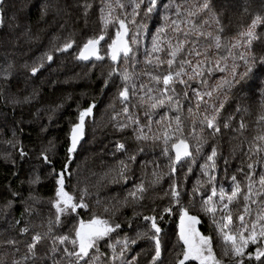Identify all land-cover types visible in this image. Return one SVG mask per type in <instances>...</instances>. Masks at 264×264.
Instances as JSON below:
<instances>
[{
  "label": "trees",
  "instance_id": "1",
  "mask_svg": "<svg viewBox=\"0 0 264 264\" xmlns=\"http://www.w3.org/2000/svg\"><path fill=\"white\" fill-rule=\"evenodd\" d=\"M121 2L127 4V0ZM163 2L168 3L169 0ZM175 2L179 3L180 0ZM85 3L92 5L86 17ZM112 3L115 4V0ZM211 3L219 26L223 28L221 37L225 42L246 31L255 16L264 17V0H211ZM100 7L101 0H3V11H0V264H11L13 259L20 261V264H52L53 257L61 264H70L75 258L63 253L65 245L57 242L58 251L54 254L50 252L53 239L60 235L74 238V229L79 226V221H88L93 215L121 226L98 242L100 264H120L121 259L132 260L133 257H136L134 264H150L154 241L149 237L154 230L151 229V221L144 219L146 216H155L161 228L162 264H176L177 259L182 258L183 245L178 238L179 205L173 204L169 191L173 182L181 193L180 203L191 215L200 219L201 223L197 225L199 231L211 235L217 258L224 260V264H235L233 258L224 257L225 245L217 234L211 216L201 209L202 198L211 195L214 184L217 196L213 200H218L221 186L226 191L231 190L233 175L244 190L243 186L247 183L245 173L249 172L247 164L250 162H253V175L257 180L264 171V153L252 155L251 159L245 155L253 137L264 130V125L257 124L258 116L264 115V66L257 63L254 74L228 93L225 106L218 116L220 132L215 135L206 126L201 132L199 123L193 132L192 120L187 112L189 104L182 95L183 88L175 85L183 105V132L175 135L188 141L195 159L185 158L183 163L178 162L176 172L172 174L169 156L175 155L171 149L175 136L169 143V154L165 155L163 133L170 118L176 115L175 111L167 107L155 110L152 114V132L144 128L149 136L160 135V140H137V133L134 132L136 125L132 119L138 118L141 127L146 125L147 108L138 103L139 93L137 96L130 93L129 112L125 115L118 97L123 81L119 75L108 76L114 64L106 56L107 43L111 42L109 37H115L118 25L110 24L104 32L107 43L101 46L100 55L105 59L82 63L76 58L80 47L88 39L98 37L104 31ZM127 10L130 11V8ZM119 12L117 9L116 14ZM141 23L146 28L138 29ZM162 23L159 13L149 17L141 13L135 24H127L129 43L138 31L140 43L138 46L132 45L134 60H129L125 65L121 59L116 66L119 69L127 66L132 72L135 64L137 88L141 83H150L145 72L167 73L166 64L157 70L146 63L149 57L145 49H151L152 34ZM210 23L211 30L215 31L217 25L212 21ZM256 32L259 39L253 41L252 52L258 61L259 57L264 56V24L258 25ZM68 40L75 41L72 49L67 52L54 51ZM46 54L53 55L51 65ZM159 55L163 58L166 53ZM238 63L241 64L238 70L243 71L242 61ZM32 67L38 68L35 75L31 72ZM220 75L214 73L209 83H215ZM193 86L196 85L193 83ZM159 87H163L162 82ZM191 97L189 92V99ZM90 105L94 107L91 115L85 117L83 136L69 156L67 149L71 142V128L79 122V112ZM165 112L167 117L161 124H156L155 121L161 120ZM113 116H116L115 120ZM241 120L245 123L243 132L233 131L239 128ZM225 122L230 125L227 129L223 126ZM119 123L127 127L120 130ZM175 127L172 121V128L168 130L170 134ZM197 134L206 140L199 155L195 153L197 141L194 137ZM117 143H123L125 148L118 150ZM213 145L218 154L215 171L211 173L216 179L210 184L203 175L201 165L206 164V157ZM43 155H47L48 162ZM131 155L136 157L134 162L128 159ZM257 160L259 162H255ZM121 161L128 165L125 178L118 175ZM189 166L192 169L190 173ZM240 168L243 171H238ZM60 173H63L64 191L73 196L76 203H80L83 196L87 208H77L76 212L65 210L59 214L57 221L55 203L58 198L55 193L59 187L56 180L60 178ZM198 179L200 185H196ZM141 182L147 191L142 199H133L129 192L134 191V186ZM194 186L198 188V193L193 192ZM9 201L12 202L11 206H7ZM243 204V198L238 197L229 205L233 227L239 223L237 216L243 213ZM26 207L28 212H25ZM165 207H172V213H163ZM250 207L251 215H245V222L256 217L257 206ZM162 214L163 219H160ZM220 216L221 213L217 212L216 218ZM17 221L20 223L17 224ZM23 227H27L28 231L21 234ZM36 233L42 237L35 248L36 257H30L26 262V246ZM125 237L129 240L128 250L121 258L119 251ZM10 238L17 241L15 248L4 243ZM133 239H136L135 244L131 243ZM110 243L116 248L115 261L111 259ZM259 246L264 248V240L259 241ZM67 247L71 250L72 245L68 244ZM255 247L249 244L245 252L254 253ZM90 255H95V249H90ZM243 259L245 264H249L247 255ZM250 264L259 262L253 258Z\"/></svg>",
  "mask_w": 264,
  "mask_h": 264
},
{
  "label": "snow or ice",
  "instance_id": "2",
  "mask_svg": "<svg viewBox=\"0 0 264 264\" xmlns=\"http://www.w3.org/2000/svg\"><path fill=\"white\" fill-rule=\"evenodd\" d=\"M2 4L3 0H0V11H3ZM83 7L86 17L88 9L92 5L85 3ZM129 8L130 11L127 10ZM117 9L120 10L119 14H116ZM141 13L144 17H149L154 13H159L161 16L163 23L152 34L151 49H145L146 55L149 57L146 63L152 65L157 70L166 64L167 73L153 74L145 72L144 75L149 77L150 83H141L139 88H137L135 80L138 77L135 73V64H133L132 72H129L127 66L119 69L116 65L121 59L125 65L128 64L129 60H134L135 52L132 45H139L140 33L139 31L135 33L130 43L125 37L129 32L127 24H135L137 17ZM100 19L104 25V31L98 37L88 39L80 47L76 58L79 60H89L90 57H95L96 60L105 59V56L100 55L97 46L105 39L104 32L108 25H118L115 37H109L111 42L107 43L105 41L107 43L106 56L114 64L108 76L119 75L123 81V87L118 92V97L123 105L122 112L125 115L129 112L128 102L130 93L132 96H137V93H139L137 97L138 103L147 108L145 116L148 119V123L143 127L140 126L138 118L132 119L129 117V119H132V123L136 125L134 132L137 133V140H160V135L154 134L149 136L144 132V128H147L148 132H152V114L155 110L167 107L175 111L176 115L170 118V122L166 125L163 133V151L165 155L169 154V143L173 140V136H175V142H171V149L175 155L174 157L169 156L171 161L170 172L175 174L178 162L183 163L185 158L195 159L188 141L179 135H175L176 133L183 132V105L180 99L181 94L177 93L175 85L179 84L183 88L182 95L189 104L187 112L192 120L193 132H195V127L199 123L202 126L201 132H203L204 126H206L207 129L212 130V135L219 133L218 116L225 106L228 93L254 74L257 63L264 66V56L259 57L257 61V57L252 52L253 41L259 39V35L256 32L257 26L264 24V17L260 15L255 16L246 31L238 33L237 37L231 38L228 42L222 40L221 33L223 32V28L219 26V20L213 10L211 0H180L179 3H176L175 0H169L168 3H164L163 0H127V4L121 2V0H115V4L112 3V0H101ZM210 21L215 22L217 25L215 31L211 30ZM0 23H2V17H0ZM144 28H146L145 24L141 23L138 25V29L142 30ZM202 41L205 43H202ZM74 43L75 41L68 40L62 46L56 47L54 51L67 52L73 48ZM162 52L166 53L163 58L159 55ZM46 58L48 61H52L53 55L46 54ZM238 61H242L243 71L238 70L241 67ZM37 71V67L31 68L33 75ZM217 72L221 74L219 79L215 83H209L213 74ZM161 82L163 87H159ZM107 83L108 80L106 79L105 85ZM193 83L196 85L195 87ZM189 92L192 94L191 99H189ZM93 107L94 105H90L88 108L81 110L79 112V122L71 128V142L67 149L69 156H71L83 136L85 117L91 115ZM237 112H239V108H237ZM165 117H167V112L161 117V120L155 121V123L161 124ZM112 119L115 120L116 116H113ZM172 121L175 122L176 127L174 132L170 134L168 130L172 128ZM257 124L264 125V115L258 116ZM223 126L227 129L230 125L228 122H225ZM125 127L127 125L124 123L118 124L120 130ZM244 129L245 123L241 120L239 128L233 129V131L243 132ZM194 138L197 141L195 153L199 155L206 140L199 134ZM116 148L123 150L125 145L117 143ZM259 153H264V130H261L253 137L249 144L248 152L245 155L251 159L252 155ZM217 154V148L213 145L210 154L206 157V164L201 165L203 175L208 178L207 182L210 184L216 179L215 175L211 173L215 171V158ZM43 159L48 162L47 155H43ZM128 159L134 162L136 157L135 155H131ZM255 162H259V160ZM225 163H227V159H225ZM127 167L126 163L120 162L118 175L121 178H125L124 172ZM247 169H249V172L245 173L247 183L243 186L244 190H242L241 184L236 180V176L233 175L231 177V190L226 191L221 186L219 188V198L214 201L213 197L217 196V189L213 184L211 195L202 198L201 209L206 215L211 216L212 223L216 226L217 234L222 238L225 245L224 257L233 258L235 264H245L243 257L247 255L249 264L253 258L259 264H264V259H262L264 258V248L259 246V241L264 240V171L259 174L257 180L253 175V162L247 164ZM191 171V166H189L188 172L190 173ZM238 171H243V168L238 169ZM153 175L155 176L156 173L153 172ZM58 176L60 178L56 180V184L59 187L55 193L58 198L55 203L58 214L56 217L57 221L60 218L59 214L65 210L76 212L77 208H87V205L83 203V196L80 198V203H76L74 202V197L64 191L62 187L63 173L58 174ZM200 184L201 181L198 179L196 185ZM134 187L135 190L130 191L129 196L133 199H142L143 193L147 191L143 182ZM169 191L173 204L179 205L178 238L183 245L182 258L177 259L176 264H185V262L190 261H195L196 264H224V260L217 258L214 252L211 235H204L197 228V225L201 223L200 219L196 215H191L189 210L180 203L181 193L175 182L170 185ZM193 192L198 193L196 186H194ZM238 197H242L244 201L243 213L237 216L239 223L233 227V217L229 205L237 201ZM11 203L9 201L7 206H11ZM250 205H256L258 211L255 219L245 222V215H251ZM28 211L29 209L26 207L25 212ZM217 212L221 213L219 219L216 218ZM163 213L171 214L172 207H165ZM144 219L151 221V229L154 230L153 234L149 237L150 240L154 241V254L151 257L150 264H162L161 240L159 238L161 228L157 225V218L155 216H146ZM160 219H163V214L160 216ZM16 223L19 224L20 222L17 221ZM120 227L119 223L113 224L109 220L93 215L88 221H79V226L74 229V238H70L68 235L55 237L50 252L54 254L58 251V242L61 245H65L63 253L67 257L75 258L74 261H70V264H82V262L83 264H100L101 253L98 242L108 237L110 233ZM257 229L259 230L257 231ZM27 231V227L20 229L21 234ZM246 232L247 235H245ZM41 239L42 237L39 233L32 236L31 243L26 246L27 254L24 257L26 262L30 257L35 259V248ZM4 243L15 248L17 241L10 238L4 241ZM117 243H120V241H117ZM131 243L135 244L136 239L131 240ZM68 244L72 245L71 250L67 247ZM128 244L129 240L125 237L119 251V257H124L125 252L128 250ZM249 244L256 245L254 253L245 252ZM108 247L112 249L111 259L115 261L117 259L116 248L111 243ZM90 249H95V255H90ZM15 250L18 251V249ZM135 260L136 257H133L132 260L121 259L120 264H134ZM11 264H20V261L13 259ZM52 264H61V261L53 257Z\"/></svg>",
  "mask_w": 264,
  "mask_h": 264
},
{
  "label": "water",
  "instance_id": "3",
  "mask_svg": "<svg viewBox=\"0 0 264 264\" xmlns=\"http://www.w3.org/2000/svg\"><path fill=\"white\" fill-rule=\"evenodd\" d=\"M128 38H129V32H128V35L125 37V39L128 40ZM104 42H105V39L103 41H101L100 44L97 46L98 50H99V53H100L101 46L104 44ZM79 61L82 62V63H90L92 61H100V60H96L95 57H90L89 60H79ZM52 63H53V60L48 62L49 65H51ZM119 63H120V60L117 62V64H119ZM77 147H78V144H77L76 148Z\"/></svg>",
  "mask_w": 264,
  "mask_h": 264
},
{
  "label": "rangeland",
  "instance_id": "4",
  "mask_svg": "<svg viewBox=\"0 0 264 264\" xmlns=\"http://www.w3.org/2000/svg\"><path fill=\"white\" fill-rule=\"evenodd\" d=\"M185 263H187V262H185Z\"/></svg>",
  "mask_w": 264,
  "mask_h": 264
}]
</instances>
